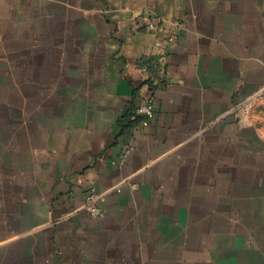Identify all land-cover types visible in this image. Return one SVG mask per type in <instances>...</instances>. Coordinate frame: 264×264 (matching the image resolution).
Wrapping results in <instances>:
<instances>
[{"label":"crops","instance_id":"crops-1","mask_svg":"<svg viewBox=\"0 0 264 264\" xmlns=\"http://www.w3.org/2000/svg\"><path fill=\"white\" fill-rule=\"evenodd\" d=\"M263 84L264 0H0V264H264Z\"/></svg>","mask_w":264,"mask_h":264},{"label":"built area","instance_id":"built-area-1","mask_svg":"<svg viewBox=\"0 0 264 264\" xmlns=\"http://www.w3.org/2000/svg\"><path fill=\"white\" fill-rule=\"evenodd\" d=\"M264 97V84L255 91L251 98H263ZM136 112L139 115L144 116L148 119L153 115V109L150 103H141L137 106ZM106 197L104 193H98L95 190L88 192L86 200L83 204V208L88 210L93 216H99L103 213V208L101 204L105 201Z\"/></svg>","mask_w":264,"mask_h":264},{"label":"trees","instance_id":"trees-1","mask_svg":"<svg viewBox=\"0 0 264 264\" xmlns=\"http://www.w3.org/2000/svg\"><path fill=\"white\" fill-rule=\"evenodd\" d=\"M137 106L135 108H133L134 106H132L129 109L128 113L126 114L125 118L123 119L125 122L128 123V125H132L133 123L138 122L140 119L142 120L144 118V116L137 114L136 112ZM134 115H135V118H134Z\"/></svg>","mask_w":264,"mask_h":264},{"label":"rangeland","instance_id":"rangeland-1","mask_svg":"<svg viewBox=\"0 0 264 264\" xmlns=\"http://www.w3.org/2000/svg\"><path fill=\"white\" fill-rule=\"evenodd\" d=\"M258 106V105H257ZM262 107L263 106H258L257 108L255 107V108H251L250 110H249V108L248 107H244V108H241L240 110H242V114L244 115V113L246 114V115H248V114H254L255 112H257L258 114H259V112H258V110L259 109H262ZM253 111V112H252Z\"/></svg>","mask_w":264,"mask_h":264}]
</instances>
